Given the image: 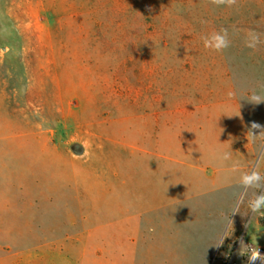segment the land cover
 I'll list each match as a JSON object with an SVG mask.
<instances>
[{"label":"rangeland","instance_id":"obj_1","mask_svg":"<svg viewBox=\"0 0 264 264\" xmlns=\"http://www.w3.org/2000/svg\"><path fill=\"white\" fill-rule=\"evenodd\" d=\"M257 97L264 0H0L20 264H222L264 195Z\"/></svg>","mask_w":264,"mask_h":264},{"label":"crops","instance_id":"obj_2","mask_svg":"<svg viewBox=\"0 0 264 264\" xmlns=\"http://www.w3.org/2000/svg\"><path fill=\"white\" fill-rule=\"evenodd\" d=\"M3 171L0 166V175ZM0 176V264H20V234H19V189H14L13 185H3V179ZM233 175L227 176V183L233 184L240 181L233 180ZM223 179V178H222ZM223 181V180H222ZM251 213H254L251 211ZM249 212L243 207L239 223L249 219ZM221 240L225 243V249L228 252L247 254L251 251L264 248V223L260 222L259 212H255L251 218L250 229L248 233L237 241L233 248V239L229 230L225 235H221ZM230 254V253H229Z\"/></svg>","mask_w":264,"mask_h":264},{"label":"clouds","instance_id":"obj_3","mask_svg":"<svg viewBox=\"0 0 264 264\" xmlns=\"http://www.w3.org/2000/svg\"><path fill=\"white\" fill-rule=\"evenodd\" d=\"M235 2L236 0H212V3L214 4H217V5L226 4L228 6H231ZM213 38L216 41L215 43L216 51H221L223 48L227 47L229 44L226 32L224 34L215 33L213 34ZM208 46H209L208 42L207 40H205V47H208ZM260 102H264V99L257 97L254 101V103H260ZM255 127H259V125L255 124ZM261 178L262 177L258 172H253L251 175L249 174L243 175L241 178V182L247 186L249 185L250 181L255 180L258 182L261 180ZM249 207L251 208L253 212H258L261 207H264V195L257 197L255 203H250Z\"/></svg>","mask_w":264,"mask_h":264},{"label":"built area","instance_id":"obj_4","mask_svg":"<svg viewBox=\"0 0 264 264\" xmlns=\"http://www.w3.org/2000/svg\"><path fill=\"white\" fill-rule=\"evenodd\" d=\"M222 264H264V248L247 254L232 252L222 260Z\"/></svg>","mask_w":264,"mask_h":264}]
</instances>
